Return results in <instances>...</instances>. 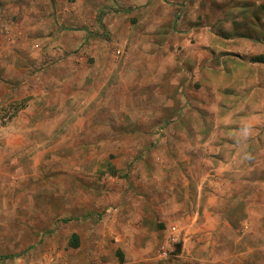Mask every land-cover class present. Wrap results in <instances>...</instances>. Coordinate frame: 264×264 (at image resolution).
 I'll return each mask as SVG.
<instances>
[{
    "label": "rangeland",
    "instance_id": "obj_1",
    "mask_svg": "<svg viewBox=\"0 0 264 264\" xmlns=\"http://www.w3.org/2000/svg\"><path fill=\"white\" fill-rule=\"evenodd\" d=\"M0 61V264H264V0H0Z\"/></svg>",
    "mask_w": 264,
    "mask_h": 264
},
{
    "label": "crops",
    "instance_id": "obj_2",
    "mask_svg": "<svg viewBox=\"0 0 264 264\" xmlns=\"http://www.w3.org/2000/svg\"><path fill=\"white\" fill-rule=\"evenodd\" d=\"M17 52H19V51H17ZM16 56H19L20 54L18 53V54H15ZM13 53H12V55H11V57H10V60L12 61V64H13V66L15 65V63L17 62V57L15 56ZM21 56H23L22 55V53H21ZM0 62H2V61H0ZM0 65L2 66V64L0 63ZM246 100V99H245ZM244 100V101H245ZM183 102V101H182ZM245 122H246V120H244ZM261 122V121H260ZM186 260H194V259H186ZM180 262L179 263H181L182 261L181 260H179ZM96 264H105V263H96ZM117 264H120V263H117ZM123 264H155L154 262H152V261H149L148 259H143V258H141V256L140 257H137V258H132L131 260H126Z\"/></svg>",
    "mask_w": 264,
    "mask_h": 264
},
{
    "label": "built area",
    "instance_id": "obj_3",
    "mask_svg": "<svg viewBox=\"0 0 264 264\" xmlns=\"http://www.w3.org/2000/svg\"><path fill=\"white\" fill-rule=\"evenodd\" d=\"M166 258L167 257V251L166 248L164 246L161 247L160 249V257Z\"/></svg>",
    "mask_w": 264,
    "mask_h": 264
},
{
    "label": "trees",
    "instance_id": "obj_4",
    "mask_svg": "<svg viewBox=\"0 0 264 264\" xmlns=\"http://www.w3.org/2000/svg\"><path fill=\"white\" fill-rule=\"evenodd\" d=\"M76 241H77V239H76V237H74V241H73V246L74 247H77V245H78Z\"/></svg>",
    "mask_w": 264,
    "mask_h": 264
}]
</instances>
